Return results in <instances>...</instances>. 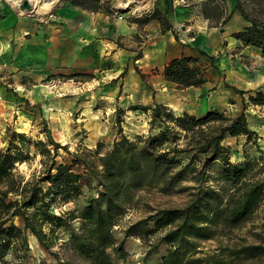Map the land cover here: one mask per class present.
Segmentation results:
<instances>
[{"label": "trees", "instance_id": "16d2710c", "mask_svg": "<svg viewBox=\"0 0 264 264\" xmlns=\"http://www.w3.org/2000/svg\"><path fill=\"white\" fill-rule=\"evenodd\" d=\"M98 3L100 0H70L74 6ZM103 8L108 11L107 2ZM152 19L166 27L155 10L140 21ZM248 22L250 25L234 38L264 53V23ZM196 63L183 56L170 61L162 71L164 81L180 89L203 86L207 82L205 69ZM135 72L146 84L145 75L137 68ZM52 78L93 77L74 73L51 75L45 81ZM248 102L263 104V96L257 93ZM128 110L147 116L146 134L133 139L125 136L120 126L124 110L117 107L119 138L107 149L97 142L93 150L71 153L66 145L54 141L45 123L41 130L44 140L8 133L7 145L0 149V264H30L29 237L57 264H116L115 257L125 260L127 256L123 245L128 238L148 247L145 257L165 247L161 264H264V158L259 137L248 126L245 107L234 117L218 110L202 116L175 114L157 103L130 105ZM240 137L256 154L244 152L242 161L234 163L224 141ZM31 148L41 158L40 169L25 179L16 169L31 159ZM60 151L67 159L58 160ZM150 189L163 194L185 193L188 200L178 208L150 211L129 224L118 240L115 229L119 220L136 203V194ZM58 204L67 208L56 213ZM262 207L260 231L249 229L253 242L237 236ZM216 239L235 241L219 246L214 255L195 257L200 242ZM58 243L73 259L57 257L53 248Z\"/></svg>", "mask_w": 264, "mask_h": 264}, {"label": "crops", "instance_id": "0c3cea01", "mask_svg": "<svg viewBox=\"0 0 264 264\" xmlns=\"http://www.w3.org/2000/svg\"><path fill=\"white\" fill-rule=\"evenodd\" d=\"M154 10L165 28L158 19L140 21ZM248 20L264 23V0H189L177 7L171 0H100L85 6L57 0L43 14H25L0 0V94L4 85L27 93L51 75H90L97 63L110 66V79L124 75L121 106L130 116L147 120L141 111L128 110L130 105L164 104L175 114L194 116L218 110L227 117L244 106L264 153V53L234 38ZM181 56L205 69L203 86L180 89L164 81V66ZM78 79L86 83L94 77ZM257 93L263 104L249 103ZM112 97H118L115 89Z\"/></svg>", "mask_w": 264, "mask_h": 264}, {"label": "rangeland", "instance_id": "374dc122", "mask_svg": "<svg viewBox=\"0 0 264 264\" xmlns=\"http://www.w3.org/2000/svg\"><path fill=\"white\" fill-rule=\"evenodd\" d=\"M108 70H110V66ZM108 70L103 65L96 63L89 68L90 75L94 77L89 82L82 83L77 80L63 82L52 79L30 87L27 89L29 90L27 93L17 90L12 85L9 87L4 85L5 90L0 94V149L6 147L8 133L11 132L23 134L32 141L44 140V135L41 134L44 123L54 141L60 145H66L71 153L87 149L93 150L97 142L103 143L104 149H107L114 139L119 138L115 126V109L118 106L124 107L121 106V100L125 81L124 75L115 80L110 79L111 73ZM113 89L118 91L117 98L112 97ZM123 109L124 114L120 124L123 134L129 139L145 135L148 128L146 118L130 116L125 113V107ZM258 143L264 158L262 145L260 141ZM224 145L230 147L231 161L234 163L242 161L244 152L248 155L256 154L254 148L244 146L242 137L236 140L227 138ZM29 151L32 155L31 159L27 163L18 165L16 169L25 179H29L40 169V156L33 148ZM61 158L67 159V155L63 151L59 152L58 160ZM84 191L87 194V191ZM187 200L188 195L185 193L163 194L155 189L138 192L136 203L119 220L115 229L116 238L121 240L123 230L129 224L145 218L150 211L178 208L183 206ZM66 208L67 206L58 204L55 212L64 211ZM262 212L263 207L250 222L235 234L245 237L248 242H253L249 229L254 228L255 231H260ZM28 240L31 250L30 264H57V260L48 255L33 237H29ZM234 241L216 239L200 242L198 244L199 252L195 257L214 255L219 246L227 243L232 244ZM123 248L127 256L125 260L115 257L116 264H161L160 259L165 251V247L162 246L159 248L158 254L145 257L148 247L134 238L125 239ZM53 251L60 259H73L60 243L53 248ZM242 264L259 263L244 262Z\"/></svg>", "mask_w": 264, "mask_h": 264}, {"label": "bare ground", "instance_id": "6f19581e", "mask_svg": "<svg viewBox=\"0 0 264 264\" xmlns=\"http://www.w3.org/2000/svg\"><path fill=\"white\" fill-rule=\"evenodd\" d=\"M57 0H28L29 9L35 13H46Z\"/></svg>", "mask_w": 264, "mask_h": 264}, {"label": "built area", "instance_id": "2783aa9c", "mask_svg": "<svg viewBox=\"0 0 264 264\" xmlns=\"http://www.w3.org/2000/svg\"><path fill=\"white\" fill-rule=\"evenodd\" d=\"M8 6L17 9L18 11L22 12L20 10V6L22 5L23 2L28 3V0H3ZM187 1L189 0H171L173 7H177L180 5L185 4ZM29 4V3H28ZM119 19H121V17H119Z\"/></svg>", "mask_w": 264, "mask_h": 264}, {"label": "water", "instance_id": "95a60500", "mask_svg": "<svg viewBox=\"0 0 264 264\" xmlns=\"http://www.w3.org/2000/svg\"><path fill=\"white\" fill-rule=\"evenodd\" d=\"M20 10L23 12H26L28 14H30V9H29V5L26 2H23L22 5L20 6Z\"/></svg>", "mask_w": 264, "mask_h": 264}]
</instances>
